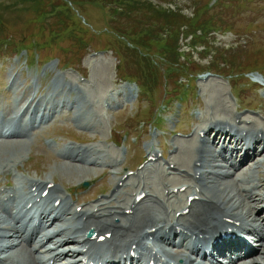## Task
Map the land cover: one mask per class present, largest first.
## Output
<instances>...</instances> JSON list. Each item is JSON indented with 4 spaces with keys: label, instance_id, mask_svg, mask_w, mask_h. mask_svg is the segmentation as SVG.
Instances as JSON below:
<instances>
[{
    "label": "rangeland",
    "instance_id": "1",
    "mask_svg": "<svg viewBox=\"0 0 264 264\" xmlns=\"http://www.w3.org/2000/svg\"><path fill=\"white\" fill-rule=\"evenodd\" d=\"M57 1L37 0L32 5L0 0V29L4 31L1 35L4 36L3 39H11V45L7 49L0 44V109L7 108L9 104H12L13 109V104L17 101L21 103L16 109L19 111L26 105V102L21 100L29 96L27 91L31 95L32 92L38 93L44 88L46 92H40L39 96L50 98L48 91L54 86L57 90L53 95L55 97L53 103L60 106V110L64 112L56 115L57 121L49 123L41 130L37 129L35 135L31 137L30 146L23 150L25 162L29 157L32 158L30 163L26 164L29 169L18 172L17 179L25 188L32 178L54 179L62 195L69 200L72 196L86 195L94 189L98 203L112 193L110 191L122 173L126 172L127 175L138 167L147 155L148 147H154L157 151L163 148L165 152L172 149L175 139H186L175 134L188 133L191 126L192 131L199 125L202 126L203 121L210 115L209 110H212V107L220 110L221 100H223L221 106L230 104L235 114L264 123V88L257 85L258 81L264 83V78L254 74L252 79H248L246 77L248 74H245L258 70L264 73V0H223L216 8L211 9L208 22L217 21L216 25L224 26L225 30L215 29L211 24L203 26L205 21L202 16L207 9L205 6L211 0H142L148 5L159 8L161 13H167L168 16L175 15L176 20L177 16L184 18V21L177 20V26L173 28L174 30L178 28L179 31L171 37L167 35L170 33H165L163 36L164 40H167V37L170 39L171 45L178 46L174 51L170 49L171 56L182 52V55L186 54L188 58L182 62L184 63L182 73L173 81L169 80L168 84H165L164 77L167 56L161 48L156 45L142 47L148 54L147 58L160 65L158 72H152L139 57L125 52L132 50L123 43L128 40L116 33L111 22H108L114 16L111 13L115 8L125 3L117 0H99L100 2L86 0V3L63 0L66 7L60 10L67 11V19L63 21V25H59L58 22L56 28H51L49 25L52 22L45 24L39 20L41 13L38 10L42 8V11H50L52 6H56ZM217 11H221L220 16L227 11V16L225 18L213 16ZM151 12L154 16L158 15L155 11ZM120 18L121 16L113 22V26ZM193 30H197L196 37L210 43L209 47L220 48V53L217 52L218 50L215 53L211 48L202 45L191 51L188 45L193 42L187 38L191 37L189 32ZM128 39L132 40L131 37ZM134 39L139 43V37ZM192 39L195 40V36ZM24 48L33 50L13 59ZM102 49L108 51L99 53ZM121 56L126 57L123 62ZM168 59L172 60V57ZM229 62H231L230 66L227 64ZM72 67L77 68L78 71ZM209 69L216 74H222L223 77L207 74ZM147 74L148 78H146ZM16 75L15 86L9 90ZM197 76L194 82L195 96L190 91L189 100H186L181 110L178 98L172 99L168 108L161 112V125H157L160 130L152 129L150 119L156 107L168 99L165 96L167 92L173 90L174 81ZM126 77L139 78L142 83L147 80L150 89L154 90L152 91L154 101L150 102L149 97L142 99L143 96L139 95L136 86L121 83ZM154 81L156 87L151 84ZM230 81L232 84L229 83ZM69 82L82 87L83 93L79 96L75 92L68 93L66 84ZM182 83L184 84V80ZM242 84H248L250 87L245 91H239L238 86ZM235 85H238L237 88ZM20 90H23L22 94ZM84 94L89 98L85 99ZM70 99H77L75 101L83 110V116L85 113L84 118L77 120L75 117L77 113H67ZM61 100L63 103L60 102ZM160 107L161 105L158 113ZM244 108L256 111H243ZM199 115H201L200 119H198ZM214 115L217 118L223 117L217 114L216 110ZM0 120L2 121L1 118ZM17 140L20 138L8 139L9 142ZM114 141L118 142L119 146L115 145ZM189 141L195 143L198 148L195 140ZM223 143L225 146H230L228 142H222L221 145ZM41 144L48 147L50 144L51 149L46 148V152L41 151ZM90 144L99 148L100 158L95 156L94 159L103 163L92 172L88 174L80 172L77 168L78 163L60 159L61 151L70 147L82 148L84 145L87 147ZM175 145L181 146L179 141H176ZM112 152L117 155L110 163L117 170L111 166L105 167V162L101 159L110 158ZM1 156V161L6 159H1ZM167 156L169 157L168 153ZM197 156L200 155L196 153V159ZM175 159L177 161V157ZM190 161L189 166H191ZM162 163L163 167L168 168L166 161ZM85 164L87 163L84 162ZM180 164L188 165L183 162ZM88 165L85 166L90 168L91 166ZM105 170L108 172L103 176ZM81 176L85 179L80 180ZM102 176L105 179L101 178L102 181L97 182L96 180ZM4 181L5 178L1 175L0 183ZM84 183H89L90 187L85 189ZM84 205L79 204V206Z\"/></svg>",
    "mask_w": 264,
    "mask_h": 264
},
{
    "label": "bare ground",
    "instance_id": "2",
    "mask_svg": "<svg viewBox=\"0 0 264 264\" xmlns=\"http://www.w3.org/2000/svg\"><path fill=\"white\" fill-rule=\"evenodd\" d=\"M68 85L72 90L79 87ZM51 87L50 98L27 91L29 96L21 100L26 105L19 111L21 103L17 102L13 109L12 104L1 109L4 119L0 125L12 136L0 133V155L6 158L0 160V173L6 179L0 191V264H264V154L249 155L264 143L263 122L236 115L230 104L222 107L221 100L220 110L212 107L190 139L174 140L168 161L173 169H165L156 158L135 177L128 176L121 185L116 181L106 200L79 211L62 195L54 179H32L21 192L8 180L10 173L21 168L23 150L30 146L35 131L64 114L53 103L57 87ZM68 108L67 113H77V120L84 118L77 101L70 99ZM215 110L223 117L217 118ZM24 116L30 120L24 121ZM13 137L20 140L9 142ZM219 139L230 141L232 148L217 144ZM41 148L46 152L42 144ZM196 153L200 155L197 159ZM110 154L101 159L105 167L116 169L110 161L117 154ZM95 156L99 157V148L91 144L60 152V159L78 163L85 174L103 164ZM150 156L158 157V152L151 149ZM174 186L180 189L175 191ZM183 187L185 193L180 194ZM95 195L96 191L83 201L90 202ZM141 195L145 196L138 201ZM88 231L93 232V239L86 237Z\"/></svg>",
    "mask_w": 264,
    "mask_h": 264
},
{
    "label": "trees",
    "instance_id": "3",
    "mask_svg": "<svg viewBox=\"0 0 264 264\" xmlns=\"http://www.w3.org/2000/svg\"><path fill=\"white\" fill-rule=\"evenodd\" d=\"M3 2H17V3H31L32 5L37 2V0H2ZM75 1V0H71ZM85 2L86 0H76ZM75 1V2H76ZM99 1V0H98ZM117 1H125V0H117ZM100 2V1H99ZM143 2V3H142ZM129 4L125 5L123 7V11L120 13L119 16L121 18L119 21H117L114 26L113 22H111L113 30L116 33L121 34V37H124L128 40V44H131L134 46L135 49L133 50H125V52L132 54L135 57H139L144 64H147L152 72H158L160 65H156L154 60L143 58L141 55H148L146 51L143 50V46L148 48V46H159L161 48V51L164 52L165 48L167 49H174L176 50L177 47L171 45L170 39L164 40L165 33L168 36H173L179 29L177 28L174 30V26H177V20L184 21V18L181 16H177L178 19L176 20L175 15L174 16H168L167 13H161L159 11V8L153 7V5H148L147 3H144L142 0H136V1H129L127 2ZM62 7H66L63 3V0H58L56 3V6H52V9L50 11H42V8L38 10L41 15L39 16V20L42 23H50L52 22L49 27L56 28L57 23L59 22V25H63V21L67 19L66 14L67 11H61ZM221 7V6H220ZM151 11H155L158 15H153ZM221 11H217L213 14V16L219 17ZM224 18L227 16V11L222 15ZM220 16V17H222ZM204 18L205 23H203V26H208L211 24L212 26H216L217 21L215 22H208L210 15L209 13L205 12L202 16ZM202 26V27H203ZM67 29V27L65 28ZM64 29V30H65ZM54 32V30H52ZM197 30H193L190 32V34H195ZM4 33L3 30L0 29V44L6 46V49L10 47L11 45V39H3L4 36L1 34ZM60 33V32H56ZM129 37L132 38L131 41H129ZM134 37H139V43H136ZM169 41V43H168ZM125 45H127L125 42H123ZM164 43V44H162ZM202 44H207L206 42H201ZM177 45V43L175 44ZM127 48L131 49L129 46H126ZM13 47L11 46V50ZM167 53V71H170L171 74H166L164 72V77L166 78V83L168 84L169 80H174L180 73H182L183 66L182 63L178 58L177 55L171 56V54L166 51ZM220 53V52H219ZM172 57V60L168 59ZM125 56H121V61L123 62ZM226 63V62H222ZM221 63V64H222ZM220 64V66H221ZM229 66L231 65V62L227 63ZM180 71L179 74H176ZM173 75V77H171ZM146 78H148V74L146 75ZM140 84H142L144 87H147V89L150 91V87L148 86L147 80L143 83L140 81L139 78H136ZM156 80V79H155ZM156 81L151 82V84L156 87ZM154 92V90H151Z\"/></svg>",
    "mask_w": 264,
    "mask_h": 264
}]
</instances>
